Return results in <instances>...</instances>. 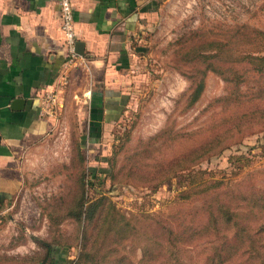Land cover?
<instances>
[{
  "label": "rangeland",
  "instance_id": "rangeland-1",
  "mask_svg": "<svg viewBox=\"0 0 264 264\" xmlns=\"http://www.w3.org/2000/svg\"><path fill=\"white\" fill-rule=\"evenodd\" d=\"M253 28L264 30V0H162L142 33L143 49L126 83L125 110L99 141L87 140L86 116L78 113L82 103L74 99L48 134L31 144L20 189L0 207V264L39 257L43 249L35 236L59 243L65 264H71L81 250L82 233L93 232L96 218L79 221L69 212L78 211L81 195L87 200L100 194L134 225L121 244L134 264H143V243L160 257L154 264L166 258L202 263L212 243L198 237L184 245L181 235L195 231L204 201L215 193L264 194V97H258L264 78L246 71L234 87V80L218 72L232 62L242 72V54L264 53V36ZM211 65L217 69H206ZM200 78L203 87L191 102ZM220 133L218 151L199 152L195 161L188 159L166 181L155 183L163 174L160 162ZM91 166L108 170L93 174ZM201 178L210 180L203 192L205 185L193 184ZM170 229L178 235L174 244L167 239ZM226 242L218 236V245ZM253 258L246 252L241 264H258Z\"/></svg>",
  "mask_w": 264,
  "mask_h": 264
},
{
  "label": "crops",
  "instance_id": "crops-1",
  "mask_svg": "<svg viewBox=\"0 0 264 264\" xmlns=\"http://www.w3.org/2000/svg\"><path fill=\"white\" fill-rule=\"evenodd\" d=\"M85 65L71 67L60 91L61 110L80 100L89 142H98L125 110L127 80L142 52V33L162 0H71ZM65 59L59 0H0V199L20 189L31 144L57 124L40 113L42 94L52 88ZM24 98L20 107L14 98ZM97 135L91 139L88 132Z\"/></svg>",
  "mask_w": 264,
  "mask_h": 264
},
{
  "label": "trees",
  "instance_id": "trees-1",
  "mask_svg": "<svg viewBox=\"0 0 264 264\" xmlns=\"http://www.w3.org/2000/svg\"><path fill=\"white\" fill-rule=\"evenodd\" d=\"M245 26H238V29ZM253 30L264 36V30L256 28H253ZM201 42L206 41L200 40L199 43ZM200 45L202 46V44ZM217 47L221 49L220 46ZM193 48L200 49L196 47V44ZM241 57L242 72H239L234 62L223 67L224 69H219L218 72L220 71L219 73L227 81L234 80V87L238 85L246 71L257 73L264 78V53L246 52ZM208 68L217 69L215 65L207 66L206 69ZM230 74L232 75L231 78L229 77ZM202 87L203 79L200 78L191 92V102H194L199 97ZM259 93L262 94H258V97H264V83L260 86ZM260 111L264 115V108H260ZM256 117H260V114H257ZM88 135L91 139L99 137L98 134L95 135L91 131L88 132ZM221 135L220 133L208 138L205 142L191 148L179 157L160 162L157 166H160L163 174L155 180V183L160 184L166 181L172 175V172L187 163L188 159L195 161L196 157L194 156L198 155L199 152H203L204 155H211L218 151L216 150L218 149L216 140ZM90 169V173L96 174L98 170L107 171L108 166H91L89 167ZM198 183L205 185L203 189H200L203 192L210 180H202L201 178L193 184L195 186ZM79 199L77 204L78 211L73 210L69 213L79 221L96 218V222L90 235L85 232L82 233L81 250L77 258L71 260V264H134L127 254L121 250L122 241L133 234L134 225L131 219L119 211L115 203L105 194H100L87 200L84 195H81ZM86 201L87 203L85 204ZM1 205L2 200L0 199V207ZM200 212H202L203 217L196 223L195 231L187 234V236L181 235L182 239L185 240L184 245L191 244L198 237L206 238L212 243V251L200 264H241L242 255L250 251L255 257L253 260L258 264H264V194L262 191H238L229 192L225 195L215 193L204 201L199 210ZM196 232L199 233L197 237H195ZM169 234H172V236L167 239L170 244H174L178 235L174 233V229H170ZM221 234L224 236V242H227L226 244L218 245L217 238ZM34 238L38 245L42 247V253L39 257H21L27 260L25 264H65L67 260L64 257V253L59 251V243L55 240H48L38 236ZM224 245L227 246V252L224 250ZM142 250L140 262L143 264L161 262L159 260L160 257L157 258L151 251L149 252V244L143 243ZM99 252L103 253L102 256H97ZM233 254H236V257ZM181 263L182 260L180 258H166L162 261V264Z\"/></svg>",
  "mask_w": 264,
  "mask_h": 264
},
{
  "label": "built area",
  "instance_id": "built-area-1",
  "mask_svg": "<svg viewBox=\"0 0 264 264\" xmlns=\"http://www.w3.org/2000/svg\"><path fill=\"white\" fill-rule=\"evenodd\" d=\"M61 15V30L64 36L65 59L56 84L46 89L40 102V113L47 116H58L61 111L60 91L69 82L70 70L73 66L85 65L82 54L76 50V31L73 18V4L71 0H59Z\"/></svg>",
  "mask_w": 264,
  "mask_h": 264
},
{
  "label": "water",
  "instance_id": "water-1",
  "mask_svg": "<svg viewBox=\"0 0 264 264\" xmlns=\"http://www.w3.org/2000/svg\"><path fill=\"white\" fill-rule=\"evenodd\" d=\"M76 46V50L80 53V54H84V43L81 40H76L75 43ZM24 102V98H14L11 102V106L13 107H20Z\"/></svg>",
  "mask_w": 264,
  "mask_h": 264
}]
</instances>
